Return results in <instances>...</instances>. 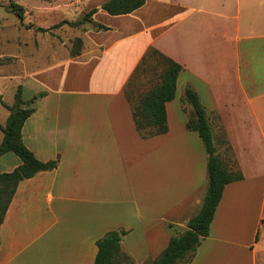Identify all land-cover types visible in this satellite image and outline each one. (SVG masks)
Segmentation results:
<instances>
[{"label": "crops", "instance_id": "1", "mask_svg": "<svg viewBox=\"0 0 264 264\" xmlns=\"http://www.w3.org/2000/svg\"><path fill=\"white\" fill-rule=\"evenodd\" d=\"M107 1L84 10L98 9L94 22L109 28L89 32L93 52L39 67L19 85L26 102L46 94L24 144L59 165L19 184L0 227V264H95L97 242L117 230L135 264L157 259L208 187L205 144L187 129V87L207 112L216 154L243 175L225 187L191 264H264V0H146L120 16L101 9ZM150 48L183 70L167 133L143 138L126 89ZM21 164L5 154L0 173Z\"/></svg>", "mask_w": 264, "mask_h": 264}, {"label": "trees", "instance_id": "2", "mask_svg": "<svg viewBox=\"0 0 264 264\" xmlns=\"http://www.w3.org/2000/svg\"><path fill=\"white\" fill-rule=\"evenodd\" d=\"M145 4L146 0H109L103 4L101 9L111 16H120L131 14ZM12 8L17 17L23 21L24 9L14 3H12ZM98 11V9L91 10L80 21L70 22L65 20L51 29H40L39 31L48 32L64 25L79 27L85 23L91 24L94 30L97 31L109 30L104 25L94 22L93 16ZM80 55V51L77 50L72 53V57ZM150 66L154 68V71L162 67L157 75L159 82L146 93L140 95L134 103L129 88L136 77L138 78V76L150 71ZM182 70L183 67L180 64L158 50L150 48L135 71L127 86L126 95L133 108L137 131L143 138L167 133L166 106L176 97L177 81ZM45 95V93L35 95L30 101L26 102L23 99L22 87L19 86L12 105L1 101L2 106L10 112V115L5 126L0 124V130L4 135L0 145V157L13 153L20 158L22 164L11 172L0 173V227L4 222L19 184L24 180L35 177L38 173L53 171L59 165L58 159L49 162L38 160L34 153L26 147L22 139V129L25 122L35 111L32 106ZM184 101L191 108L187 129L199 134L208 153L207 192L200 211L190 219L187 228L173 235L162 254L146 264H191L202 241L210 234L211 225L223 198L225 187L230 183L243 179L240 171H229L216 154L211 125L198 94L192 88L187 87ZM175 227L174 225L168 226L169 229ZM126 234L127 232L124 230H117L111 231L101 238L97 242L98 254L95 264H135L131 257L123 254L121 249V243Z\"/></svg>", "mask_w": 264, "mask_h": 264}, {"label": "rangeland", "instance_id": "3", "mask_svg": "<svg viewBox=\"0 0 264 264\" xmlns=\"http://www.w3.org/2000/svg\"><path fill=\"white\" fill-rule=\"evenodd\" d=\"M12 3L24 9L23 21L13 11ZM87 6V0H0V92L8 102L15 101L16 89L31 71L72 57L74 50L80 54L95 50L88 39L89 32L94 30L91 24L39 31L65 20H82ZM153 69L150 66V71L136 77L130 86L134 103L159 82L157 75L162 67ZM5 114L6 110L0 107V123H5Z\"/></svg>", "mask_w": 264, "mask_h": 264}]
</instances>
